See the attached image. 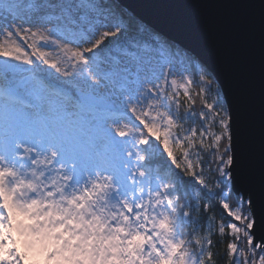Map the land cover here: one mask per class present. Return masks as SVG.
<instances>
[{
	"label": "snow or ice",
	"instance_id": "snow-or-ice-1",
	"mask_svg": "<svg viewBox=\"0 0 264 264\" xmlns=\"http://www.w3.org/2000/svg\"><path fill=\"white\" fill-rule=\"evenodd\" d=\"M169 7L242 58L128 0H0V264H264V0Z\"/></svg>",
	"mask_w": 264,
	"mask_h": 264
},
{
	"label": "water",
	"instance_id": "water-1",
	"mask_svg": "<svg viewBox=\"0 0 264 264\" xmlns=\"http://www.w3.org/2000/svg\"><path fill=\"white\" fill-rule=\"evenodd\" d=\"M185 2L187 0H128L147 19L161 24L173 35L184 37L190 33L188 42L197 46L198 50L207 52L215 49L216 54L211 59L223 77L228 64L242 58L245 46L219 31L216 19L186 9L169 7ZM169 20L172 22L169 23Z\"/></svg>",
	"mask_w": 264,
	"mask_h": 264
}]
</instances>
